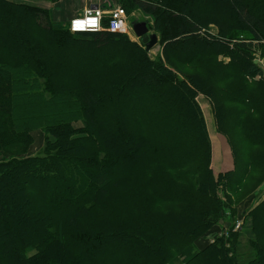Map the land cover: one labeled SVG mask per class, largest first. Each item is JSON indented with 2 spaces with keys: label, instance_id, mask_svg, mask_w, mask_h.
<instances>
[{
  "label": "trees",
  "instance_id": "obj_1",
  "mask_svg": "<svg viewBox=\"0 0 264 264\" xmlns=\"http://www.w3.org/2000/svg\"><path fill=\"white\" fill-rule=\"evenodd\" d=\"M122 4L156 57L0 0V264H264V0Z\"/></svg>",
  "mask_w": 264,
  "mask_h": 264
},
{
  "label": "rangeland",
  "instance_id": "obj_2",
  "mask_svg": "<svg viewBox=\"0 0 264 264\" xmlns=\"http://www.w3.org/2000/svg\"><path fill=\"white\" fill-rule=\"evenodd\" d=\"M14 1L16 3H27V4H36L41 9L44 10H51L54 2L53 0H10ZM64 4V11L68 16L76 15L77 13H81L85 8L93 6V5H100L104 8V10L112 11L115 9H123L125 10L127 17H128V24L131 27V30L129 31L131 36H128L131 40L137 43H142L140 39L137 38L136 33L133 31V24L136 23H146L148 18L142 14L138 13L137 11L129 13L125 7L123 6V0H62ZM82 14V13H81ZM80 15V14H78ZM76 17V16H75ZM148 23V22H147ZM149 34L154 35V31L149 30ZM143 44V43H142ZM144 45V44H143ZM145 46V45H144ZM146 49V47H145ZM160 52V47L157 46L154 48L151 52L152 57H156ZM254 52V49L253 51ZM256 55H253L252 62L257 63L263 70H264V52L263 49H257ZM199 103L202 107V110L204 112V115L206 117L208 129L211 135V143L212 145L215 144L214 148L218 147L217 155L215 154V150L213 149L212 152V161L214 164H212V170L214 171L215 175L227 173L229 171H232L233 169V157L231 158V150L229 147L228 140L223 138V135L216 134L215 125L212 117V108L208 100H206L204 97H199ZM36 139H39L40 135L41 138L42 134L40 132H36ZM218 136L220 139L223 140V144H220V139H216ZM38 137V138H37ZM226 138V137H225ZM227 139V138H226ZM228 143V144H227ZM43 145V142L40 140V143H35V146L33 148L34 153H37ZM264 189V186L263 188ZM262 199H264V194L261 195ZM11 204V202H10ZM12 204L13 201H12ZM257 204V202H256ZM245 208L244 206L242 207Z\"/></svg>",
  "mask_w": 264,
  "mask_h": 264
},
{
  "label": "built area",
  "instance_id": "obj_3",
  "mask_svg": "<svg viewBox=\"0 0 264 264\" xmlns=\"http://www.w3.org/2000/svg\"><path fill=\"white\" fill-rule=\"evenodd\" d=\"M106 19H108V25L104 24ZM76 21L81 23H75ZM69 29L73 34L106 32L131 36L129 33L131 27L125 10L108 11L100 5L86 8L80 16L70 21Z\"/></svg>",
  "mask_w": 264,
  "mask_h": 264
},
{
  "label": "water",
  "instance_id": "obj_4",
  "mask_svg": "<svg viewBox=\"0 0 264 264\" xmlns=\"http://www.w3.org/2000/svg\"><path fill=\"white\" fill-rule=\"evenodd\" d=\"M133 31L136 33L137 37L141 39V42L145 45L147 52H151L158 46V36L156 34H149V28L146 23H134Z\"/></svg>",
  "mask_w": 264,
  "mask_h": 264
},
{
  "label": "crops",
  "instance_id": "obj_5",
  "mask_svg": "<svg viewBox=\"0 0 264 264\" xmlns=\"http://www.w3.org/2000/svg\"><path fill=\"white\" fill-rule=\"evenodd\" d=\"M10 1V0H9ZM14 2V1H13ZM25 4H27V3H25ZM31 5H36V4H31ZM63 6H64V4H63V1L62 0H59V1H56L55 3H54V5H53V7H52V9H53V11L55 12V14L57 15V14H59L61 11H62V8H63ZM217 134V133H216ZM37 136H39V139H36V142L37 143H40V140L43 142V138H41L40 137V135H37ZM42 137H43V135H42ZM215 137H217L216 139L218 140V139H220L218 136H215ZM35 138H36V135H35ZM38 138V137H37ZM225 140H226V142H227V139L225 138V137H223ZM220 144H223V140L222 139H220ZM228 144V143H227ZM214 146H215V144H213L212 145V152H213V149L215 150V154L217 155V150H218V147L217 148H214ZM230 147V146H229ZM230 150H231V148H230ZM31 154H36V153H34V151H32L31 152ZM231 158L233 157V154H232V151H231ZM212 164H214V162L212 161ZM233 169H234V159H233ZM232 169V170H233ZM263 188V187H262ZM261 188V191H262V195L264 194V189H262ZM221 233H222V231H216L215 233H213L210 237H209V241H210V243H213V242H215L216 241V239H218L219 237H221Z\"/></svg>",
  "mask_w": 264,
  "mask_h": 264
},
{
  "label": "snow or ice",
  "instance_id": "obj_6",
  "mask_svg": "<svg viewBox=\"0 0 264 264\" xmlns=\"http://www.w3.org/2000/svg\"><path fill=\"white\" fill-rule=\"evenodd\" d=\"M75 23H81V21H76Z\"/></svg>",
  "mask_w": 264,
  "mask_h": 264
}]
</instances>
